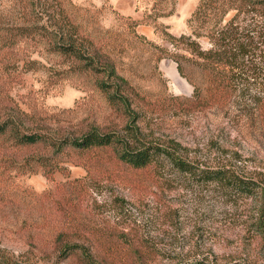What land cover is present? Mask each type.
<instances>
[{
  "label": "rangeland",
  "instance_id": "rangeland-1",
  "mask_svg": "<svg viewBox=\"0 0 264 264\" xmlns=\"http://www.w3.org/2000/svg\"><path fill=\"white\" fill-rule=\"evenodd\" d=\"M199 2L41 0L27 20L42 25L48 18L41 20L40 12L60 3L143 97L146 135L208 166L227 155L238 171L264 179V136H232L218 152L211 145L223 120L194 97L196 90L205 94L207 78L190 65L181 75L168 56L181 54L170 36L191 32L188 21ZM16 9L12 1L0 2V28L16 24ZM70 65L41 43L0 45V120L12 117L23 129H43L54 141L65 134L76 138L92 126L122 128L126 122L92 77L68 71ZM9 157L36 172L10 167ZM52 166L58 169L51 174ZM257 190L255 196L227 194L171 167L133 170L111 153L12 151L1 143L0 249L12 264H81L79 248L92 249L97 264H264V193ZM0 264L7 263L0 258Z\"/></svg>",
  "mask_w": 264,
  "mask_h": 264
},
{
  "label": "trees",
  "instance_id": "trees-1",
  "mask_svg": "<svg viewBox=\"0 0 264 264\" xmlns=\"http://www.w3.org/2000/svg\"><path fill=\"white\" fill-rule=\"evenodd\" d=\"M9 1L15 14L16 8L20 10V18L15 25L5 24L0 28V45L14 48L25 41L41 43L48 52L70 60L72 65L68 71L91 76L112 112L126 124L120 129L92 126L76 138L65 134L54 141L40 132L43 129H23L21 123L8 117L0 120V144L6 143L12 151L50 147L61 152L69 147L82 153H111L116 162L133 170L171 167L198 185H214L227 194L255 196L257 189L264 193V179L238 171L234 168L236 162L227 159V155L218 157L214 165L208 166L184 157L178 146L146 135L140 126L143 97L118 72L113 56L102 52L60 3L40 12L41 20L48 18L40 25L27 18L39 12L36 2L41 0H30L32 7H24V0ZM188 23L189 34L170 36L171 45L181 54L168 52V56L177 61L181 75L185 74V66L190 65L207 78L205 94L196 90L194 97L197 104L209 106L223 120L211 146L221 152L225 149L223 144L227 145L232 136L249 132L264 136V0H200ZM204 39L208 41L207 48L202 45ZM30 63L25 66L30 67ZM223 133L226 134L224 140L221 139ZM5 159L10 167L16 165L10 157ZM41 159L34 163H40ZM31 166L25 163L16 165L15 169L35 173ZM57 169L52 166L49 172L52 174ZM256 179L260 183H255ZM79 249L83 257L81 264H97L92 249ZM5 256V251L0 249V258L12 264Z\"/></svg>",
  "mask_w": 264,
  "mask_h": 264
}]
</instances>
